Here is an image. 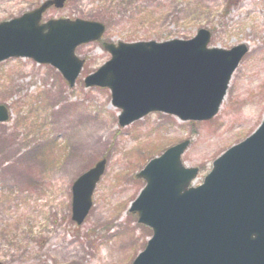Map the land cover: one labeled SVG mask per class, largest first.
<instances>
[{"label":"rangeland","instance_id":"374dc122","mask_svg":"<svg viewBox=\"0 0 264 264\" xmlns=\"http://www.w3.org/2000/svg\"><path fill=\"white\" fill-rule=\"evenodd\" d=\"M43 1L0 0V22ZM99 1L67 0L42 19L111 17L100 19L106 25L102 39L76 48L85 63L74 86L54 66L30 57L0 62V104L10 109L9 119L0 123V262L5 264H131L152 235L130 211L145 185L137 174L147 162L190 140L182 159L199 168L200 184L213 161L263 121L264 0H109L106 10ZM143 9L152 13L141 18ZM201 28L210 31L211 47H248L210 120L151 112L121 126L110 88L85 85V77L111 58L103 42L188 39ZM85 122L102 128L93 147L85 145L84 129L73 139V130ZM102 158L107 163L93 205L77 224L72 185Z\"/></svg>","mask_w":264,"mask_h":264},{"label":"water","instance_id":"95a60500","mask_svg":"<svg viewBox=\"0 0 264 264\" xmlns=\"http://www.w3.org/2000/svg\"><path fill=\"white\" fill-rule=\"evenodd\" d=\"M65 2L45 0L0 22V62L31 57L55 66L74 86L84 65L76 47L100 39L106 27L81 18L41 22L48 8ZM210 39V31L201 28L191 39L104 42L111 58L85 77V85L110 88L113 105L122 109V126L151 111L209 120L218 113L248 50L245 44L209 47ZM9 116V108L0 104V122ZM189 143L169 147L137 174L146 184L130 211L153 234L131 264H264V119L250 136L217 157L197 186L191 182L199 168L182 161ZM105 168L102 159L74 181L72 219L77 224L89 214Z\"/></svg>","mask_w":264,"mask_h":264},{"label":"bare ground","instance_id":"6f19581e","mask_svg":"<svg viewBox=\"0 0 264 264\" xmlns=\"http://www.w3.org/2000/svg\"><path fill=\"white\" fill-rule=\"evenodd\" d=\"M261 14H263L262 11H260ZM73 119V123H76L75 120H78V116H75ZM84 129V131H86L84 133V138H85V145L87 146H90V147H93L95 146V143H96V139H97V132L100 131L102 128L99 127L96 123H90V122H85V126L83 127H76L74 130H73V133H74V137L73 139L76 140L77 138L79 139L80 138V134L82 132V130Z\"/></svg>","mask_w":264,"mask_h":264},{"label":"trees","instance_id":"16d2710c","mask_svg":"<svg viewBox=\"0 0 264 264\" xmlns=\"http://www.w3.org/2000/svg\"><path fill=\"white\" fill-rule=\"evenodd\" d=\"M100 5L102 8H104L106 10V8H108L110 5H111V2H109V0H100L99 1ZM143 12L145 13L144 15L140 16L141 18L143 16H146L148 13H150L151 11L147 10V9H143ZM142 12V13H143ZM152 13V12H151ZM111 18L109 15L105 14V13H102V15H97V18L102 19V20H107V18ZM16 238V235L15 237H13V239Z\"/></svg>","mask_w":264,"mask_h":264}]
</instances>
